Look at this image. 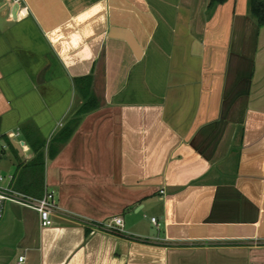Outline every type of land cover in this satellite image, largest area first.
<instances>
[{"label": "crops", "instance_id": "1", "mask_svg": "<svg viewBox=\"0 0 264 264\" xmlns=\"http://www.w3.org/2000/svg\"><path fill=\"white\" fill-rule=\"evenodd\" d=\"M83 76L99 105L50 158ZM0 138L6 182L56 205L48 226L5 205L0 264H264L249 0H0ZM116 216L124 235L91 226Z\"/></svg>", "mask_w": 264, "mask_h": 264}, {"label": "built area", "instance_id": "2", "mask_svg": "<svg viewBox=\"0 0 264 264\" xmlns=\"http://www.w3.org/2000/svg\"><path fill=\"white\" fill-rule=\"evenodd\" d=\"M14 4L20 6L23 0H9ZM3 155V145L0 142V158ZM11 176L8 178L10 179ZM6 176L0 172V217L3 216L4 207L7 203L19 204L31 209L36 210L39 213L42 226H48L52 224L51 212L55 209L54 194L52 191L44 190V193L40 197H35L30 194L16 190L9 182H6ZM151 221L155 224L156 218L152 217ZM92 228L104 230L117 235H124L123 219L116 216L109 221L102 223H93ZM24 256H19V261H23Z\"/></svg>", "mask_w": 264, "mask_h": 264}, {"label": "trees", "instance_id": "3", "mask_svg": "<svg viewBox=\"0 0 264 264\" xmlns=\"http://www.w3.org/2000/svg\"><path fill=\"white\" fill-rule=\"evenodd\" d=\"M224 1L225 0H208V6L211 7L215 4L223 3ZM249 11L251 15L256 19L258 24H264V0H249ZM91 84L92 76H83L76 79V85L83 98V103L76 111L73 118L68 120L63 125V127L55 134V136L50 140L48 145V156L50 158L54 157L58 153L60 148L68 141L76 126L78 125L81 116L98 107L99 100L92 91ZM40 148L41 145H38L35 148V163L43 157Z\"/></svg>", "mask_w": 264, "mask_h": 264}, {"label": "rangeland", "instance_id": "4", "mask_svg": "<svg viewBox=\"0 0 264 264\" xmlns=\"http://www.w3.org/2000/svg\"><path fill=\"white\" fill-rule=\"evenodd\" d=\"M2 1H5V0H2ZM14 140L17 142V141H19L20 142V137L19 136H17V137H15L14 138ZM2 139L0 138V142L2 143ZM1 165H4V162H1L0 163ZM3 175H5V176H7L8 175V172L6 171V170H1L0 171ZM12 205V204H11ZM14 206H15V208H18L20 211H21V213L23 214V212L26 210V208H23V206H21V205H18V204H13Z\"/></svg>", "mask_w": 264, "mask_h": 264}, {"label": "water", "instance_id": "5", "mask_svg": "<svg viewBox=\"0 0 264 264\" xmlns=\"http://www.w3.org/2000/svg\"><path fill=\"white\" fill-rule=\"evenodd\" d=\"M18 5L17 4H15V7H17ZM14 16H16V12H15V10L13 11V17Z\"/></svg>", "mask_w": 264, "mask_h": 264}, {"label": "bare ground", "instance_id": "6", "mask_svg": "<svg viewBox=\"0 0 264 264\" xmlns=\"http://www.w3.org/2000/svg\"><path fill=\"white\" fill-rule=\"evenodd\" d=\"M24 12V11H23Z\"/></svg>", "mask_w": 264, "mask_h": 264}]
</instances>
